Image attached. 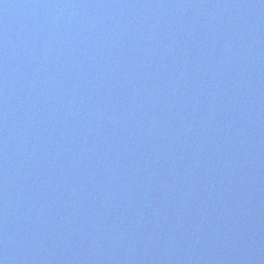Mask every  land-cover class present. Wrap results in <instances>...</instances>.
Instances as JSON below:
<instances>
[{"label":"water","instance_id":"95a60500","mask_svg":"<svg viewBox=\"0 0 264 264\" xmlns=\"http://www.w3.org/2000/svg\"><path fill=\"white\" fill-rule=\"evenodd\" d=\"M0 264H264V0H0Z\"/></svg>","mask_w":264,"mask_h":264}]
</instances>
